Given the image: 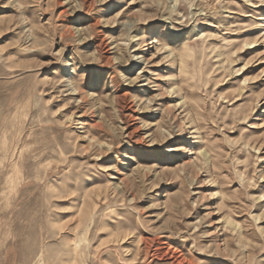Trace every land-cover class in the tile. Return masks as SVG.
<instances>
[{
  "label": "rangeland",
  "instance_id": "1",
  "mask_svg": "<svg viewBox=\"0 0 264 264\" xmlns=\"http://www.w3.org/2000/svg\"><path fill=\"white\" fill-rule=\"evenodd\" d=\"M175 262L264 264V0H0V264Z\"/></svg>",
  "mask_w": 264,
  "mask_h": 264
},
{
  "label": "bare ground",
  "instance_id": "2",
  "mask_svg": "<svg viewBox=\"0 0 264 264\" xmlns=\"http://www.w3.org/2000/svg\"><path fill=\"white\" fill-rule=\"evenodd\" d=\"M253 43H254V42H253ZM253 43H252V44H253ZM253 45H254V44H253ZM251 46H252V45H251ZM178 254H179V253H178ZM169 255H170V254H169ZM180 255H181V254H180ZM176 256H177V254H176ZM178 256H179V255H178ZM181 256H182V255H181ZM181 256H180V257H181ZM169 257H170V256H169ZM173 257H174V256H173ZM178 258H179V257H178ZM182 258H184V257L182 256L181 259H182ZM172 260H173V259H172ZM175 260H176V258H175ZM175 260H174V261H175ZM176 261H177V260H176ZM183 261H184V260H183ZM179 263H180V262H179ZM175 264H176V262H175Z\"/></svg>",
  "mask_w": 264,
  "mask_h": 264
}]
</instances>
